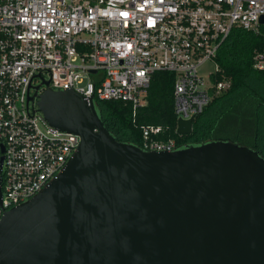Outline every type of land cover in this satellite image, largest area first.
Here are the masks:
<instances>
[{"label": "water", "instance_id": "1", "mask_svg": "<svg viewBox=\"0 0 264 264\" xmlns=\"http://www.w3.org/2000/svg\"><path fill=\"white\" fill-rule=\"evenodd\" d=\"M35 98L81 142L56 179L5 211L0 264H264L258 150L229 139L146 150L119 141L93 98L51 87ZM193 120L178 117L177 133Z\"/></svg>", "mask_w": 264, "mask_h": 264}, {"label": "built area", "instance_id": "2", "mask_svg": "<svg viewBox=\"0 0 264 264\" xmlns=\"http://www.w3.org/2000/svg\"><path fill=\"white\" fill-rule=\"evenodd\" d=\"M262 15L264 0H0V220L56 179L81 142L51 125L29 95L71 89L95 103H130L135 114L153 74L170 71L177 117L194 118L212 90L230 86L212 80L221 44L233 28L258 33ZM208 60L216 70L205 77ZM254 67L264 70V47ZM163 131L142 126L141 147L178 149L176 139L158 138Z\"/></svg>", "mask_w": 264, "mask_h": 264}, {"label": "trees", "instance_id": "3", "mask_svg": "<svg viewBox=\"0 0 264 264\" xmlns=\"http://www.w3.org/2000/svg\"><path fill=\"white\" fill-rule=\"evenodd\" d=\"M264 47V24L255 33L233 28L218 49V70L214 82L228 81L230 86L213 98L193 120L192 132L177 133L174 110L176 75L170 71L153 74L146 105L135 114L130 103L120 100H97L96 108L109 131L123 142L142 146V126L160 125L159 139L174 138L178 148L211 139L232 140L248 145L264 157V70L254 67L255 54Z\"/></svg>", "mask_w": 264, "mask_h": 264}, {"label": "rangeland", "instance_id": "4", "mask_svg": "<svg viewBox=\"0 0 264 264\" xmlns=\"http://www.w3.org/2000/svg\"><path fill=\"white\" fill-rule=\"evenodd\" d=\"M200 70L205 77H208L210 72H214L216 70V63L213 60H208L200 67ZM36 83H38V81Z\"/></svg>", "mask_w": 264, "mask_h": 264}]
</instances>
